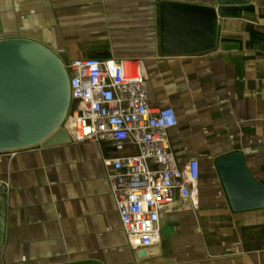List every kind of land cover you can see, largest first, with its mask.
Returning <instances> with one entry per match:
<instances>
[{
  "label": "crops",
  "instance_id": "crops-1",
  "mask_svg": "<svg viewBox=\"0 0 264 264\" xmlns=\"http://www.w3.org/2000/svg\"><path fill=\"white\" fill-rule=\"evenodd\" d=\"M163 1L217 7V0H0V40L39 42L63 62L139 60L151 105L176 111L169 136L178 165L199 162L196 195L162 211L158 242L134 248L107 179L105 159L117 155L111 141L1 154L0 264H264V206L233 208L218 169L239 153L264 189V0L218 17L215 47L188 54L161 51Z\"/></svg>",
  "mask_w": 264,
  "mask_h": 264
},
{
  "label": "built area",
  "instance_id": "built-area-1",
  "mask_svg": "<svg viewBox=\"0 0 264 264\" xmlns=\"http://www.w3.org/2000/svg\"><path fill=\"white\" fill-rule=\"evenodd\" d=\"M64 65L73 103L63 126L76 142H112L117 155L105 165L122 227L134 248H147L161 238L162 211L196 195L199 162L180 167L171 147L176 111L151 105L137 59L75 58Z\"/></svg>",
  "mask_w": 264,
  "mask_h": 264
},
{
  "label": "water",
  "instance_id": "water-1",
  "mask_svg": "<svg viewBox=\"0 0 264 264\" xmlns=\"http://www.w3.org/2000/svg\"><path fill=\"white\" fill-rule=\"evenodd\" d=\"M250 2L217 0V7H209L163 1L161 51L188 54L212 50L218 17L238 16ZM70 103L69 75L52 49L25 38L0 40V153L70 142L63 126ZM218 169L233 208L264 206V189L248 174L243 155L221 158ZM6 204V185L0 181V251L5 239Z\"/></svg>",
  "mask_w": 264,
  "mask_h": 264
}]
</instances>
